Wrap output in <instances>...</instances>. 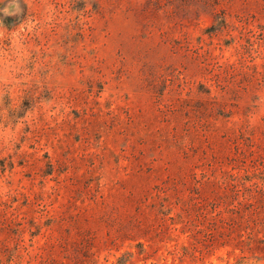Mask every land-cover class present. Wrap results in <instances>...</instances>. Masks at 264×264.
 <instances>
[{
  "label": "rangeland",
  "instance_id": "obj_1",
  "mask_svg": "<svg viewBox=\"0 0 264 264\" xmlns=\"http://www.w3.org/2000/svg\"><path fill=\"white\" fill-rule=\"evenodd\" d=\"M0 264H264V0H0Z\"/></svg>",
  "mask_w": 264,
  "mask_h": 264
},
{
  "label": "trees",
  "instance_id": "obj_2",
  "mask_svg": "<svg viewBox=\"0 0 264 264\" xmlns=\"http://www.w3.org/2000/svg\"><path fill=\"white\" fill-rule=\"evenodd\" d=\"M3 165H4V164H2V168L4 167Z\"/></svg>",
  "mask_w": 264,
  "mask_h": 264
}]
</instances>
